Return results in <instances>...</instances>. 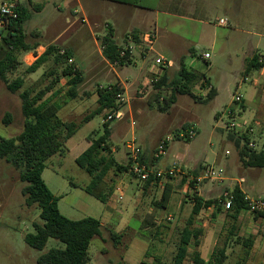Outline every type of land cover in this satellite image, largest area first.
Instances as JSON below:
<instances>
[{
  "label": "rangeland",
  "instance_id": "obj_1",
  "mask_svg": "<svg viewBox=\"0 0 264 264\" xmlns=\"http://www.w3.org/2000/svg\"><path fill=\"white\" fill-rule=\"evenodd\" d=\"M14 1L18 5H26L31 12V18L24 24L28 43L70 46L76 54L74 63L84 70V82L80 85L78 98L64 106L58 116L64 121L81 122L98 107V87L121 81L126 87L123 94L126 102L121 105L126 118L111 122L117 130L112 146L119 148V161H126L128 154L125 144L134 138L142 149L144 163L145 156L148 158L150 169L165 172L178 168L180 164L183 171L175 177H163L148 187L145 194L141 190L146 182L139 181L130 173L111 171L99 190L109 192L115 188L123 191L124 195L113 222L105 225L102 234L91 243L88 264H116L121 262L122 256H126L127 264H141L145 251L137 250L133 242L138 244V248L142 242L148 243L147 257L153 263L154 256L159 255L165 261H171L180 232L192 213V199L196 193L191 192L189 186L193 181L197 186L201 184L200 192L204 195L206 190H214L207 196L210 199L221 201L223 198L225 201L226 191L241 185L249 199L264 201V168L244 167L239 149L230 138L232 134L236 138L247 134L250 143L254 144L252 148L264 150V76H260L264 68L245 73L247 61L255 54L264 62V0H257L256 4L251 3L253 0H242L240 20L235 17L236 13L214 11L206 19V25L193 26L190 21L161 15L157 21L156 40L147 42L145 47L132 43V62L123 67L103 60L102 41L107 25L115 24L105 11L98 18L90 17L83 22L82 13L79 11L73 15L63 0H33L34 4L42 5L41 10L28 0ZM250 6L253 8L251 12ZM254 7L257 8L255 12ZM255 15L257 22L250 19ZM68 17L78 21L77 24H70ZM221 17L226 19L225 25L219 23ZM129 25L130 22H125L117 27L115 40L123 48H126L124 33L129 30ZM66 30L68 32L62 37ZM142 50L146 52L144 57ZM206 51L211 53L209 60L201 57ZM158 57L169 61L168 84L178 75L184 61L187 68L204 74L209 82L205 88L200 82L197 83L193 93L206 99L210 89L214 88L217 95L207 102H197L191 96L178 94L171 107L160 111L158 100L162 105L169 100L173 87H155L154 82L160 77L150 71L153 67H159L156 64ZM22 63L19 70L10 75V80L24 76V88L36 86L43 73L50 68L48 63L37 73L29 75L24 74L26 65ZM158 69L163 72V69ZM146 75L147 80L143 82ZM258 79L260 83L254 86L253 82ZM48 82L46 79L37 86L43 88ZM57 88L61 90L57 100L65 101L68 90L66 79ZM259 91L262 98L258 95ZM237 95L243 97L242 102H235ZM108 111L95 115L68 140L65 155H55L46 163L43 179L59 198L61 213L71 220L94 217L106 223L105 203L94 198H91L93 205L88 208L81 203L83 197H88L83 188L89 185L91 177L76 163V159L88 148L91 139L102 132ZM7 113L11 115L10 122H6ZM230 124H234L235 128ZM24 125L19 95L9 92L0 80V136L17 137ZM247 126L252 132L248 133ZM191 128L196 132L194 138L188 140L182 137L187 136ZM162 140H168L166 150L156 159L155 153ZM201 165H204V170L207 166L215 169L223 181L205 179L199 182L192 179L194 169ZM241 179L244 181L238 183ZM167 184L171 187L165 210L155 203L161 201ZM185 186H188V191L184 189ZM22 187L19 172L6 160H0V264H38L39 257L51 248L64 247L59 241L50 239L44 250L39 251L25 242V236L34 232V223L42 221L40 209L36 205H26ZM119 190L115 194L118 195ZM222 204L221 212L216 217L210 210L204 209L196 218V224L209 231L221 247L228 244L226 264H236L239 260L245 261V264H264V219L256 217L252 211L242 212L236 223L237 236L228 242L233 221L227 217ZM148 210L154 213L147 215ZM157 212L160 216L158 223L141 231L143 224L147 225L144 221H153L149 216L154 217ZM170 215L172 220L168 219ZM127 226L134 229L129 230L120 244L117 243L112 233L118 235ZM238 237L240 242H236ZM248 239H252L251 246L244 244ZM129 244L130 248L125 253Z\"/></svg>",
  "mask_w": 264,
  "mask_h": 264
},
{
  "label": "trees",
  "instance_id": "obj_2",
  "mask_svg": "<svg viewBox=\"0 0 264 264\" xmlns=\"http://www.w3.org/2000/svg\"><path fill=\"white\" fill-rule=\"evenodd\" d=\"M131 6L147 9H156L160 0H111ZM31 5L32 3L29 2ZM38 9L40 5H33ZM18 19L12 21L0 35V80L5 84L7 90L12 94H18L21 99L22 113L25 117L23 131L13 138L0 136V160H6L19 172L20 181L23 184L22 194L27 206H37L40 209V219L42 223L35 222L34 232L25 236V242L32 248L42 251L50 239H55L63 244V248H51L38 259V264H88L89 248L93 240L102 234V223L94 217H86L80 220H71L64 216L59 209V198L56 197L43 179V173L47 161L55 155H65L66 143L72 138L79 128L89 122L95 115L101 114L105 110L119 109L118 94H123L124 89L118 83L108 87L97 89L98 107L91 114L83 118L81 122H65L58 113L64 104L70 100H75L79 96L78 88L84 82L82 71L75 63H69L73 58V51L70 48H62L56 44L49 45L45 52L36 61L26 66L24 74H34L44 65L50 64V68L45 71L36 86L24 88V76H17L10 80V75L15 74L23 64L20 56L38 48L39 43L31 45L27 42L24 24L31 18V12L26 5H18ZM103 53L106 59L113 64L124 66L132 62V52L130 49L121 48L113 39L111 33L104 38ZM65 53L62 54L61 51ZM124 53V54H123ZM264 67V62L259 60L255 54L246 63L245 73L249 74L254 70ZM166 70V69H165ZM49 80L48 84L39 88L37 85L42 81ZM66 79L67 99L63 102L57 100L61 93L56 89L58 84ZM167 74L154 82L156 88L164 85L173 87V94L163 105L158 100V108L165 111L171 107L177 95L191 96L197 102H207L217 95V91L211 88L206 99L200 98L193 93V88L197 83L203 87L209 85L204 74L187 68L184 61L178 75L168 84ZM159 98V96H158ZM6 122L11 121L10 113L6 115ZM188 128V127H185ZM112 131L110 123H104L103 133L91 139L90 146L76 159V163L84 169L91 177L88 186L84 190L103 203L108 201L112 189L109 192L99 191V186L105 181L111 170L117 173H129L131 162L127 165L120 164L112 154ZM230 138L235 141L239 149L240 159L244 167L264 168V150L257 151L252 148L250 137L247 134ZM190 140V139H188ZM244 142V144H243ZM251 146V147H250ZM141 157V162L144 163ZM169 177V176H168ZM171 178V177H169ZM161 179L151 176L146 185L153 182L158 183ZM196 182H191L190 188H195ZM170 184H167L158 208L165 207L169 199ZM234 199L227 211V217L233 221L227 241L236 237V223L242 212L250 211L249 199L242 189L236 185L230 190ZM192 213L186 221V225L180 232L179 242L176 252L171 261L162 258H155L154 264H226L228 254V244L224 246L216 245L212 256L205 260L200 253V246L205 235V230L196 225V218L204 209L216 208L214 217L222 209V202L218 199H205L197 194L194 195ZM163 204V205H162ZM256 217L264 218L263 212H255ZM151 219L153 216H149ZM147 220V219H146ZM144 221L146 226H142L141 231L153 226L154 221ZM113 234L117 243H121L127 234L126 231L120 234ZM226 241V242H227ZM236 242H240L238 237ZM244 244L251 246L252 239L244 241ZM193 249V251H190ZM116 264H124L118 262ZM142 264H146L143 262ZM236 264H245L239 260Z\"/></svg>",
  "mask_w": 264,
  "mask_h": 264
},
{
  "label": "crops",
  "instance_id": "obj_3",
  "mask_svg": "<svg viewBox=\"0 0 264 264\" xmlns=\"http://www.w3.org/2000/svg\"><path fill=\"white\" fill-rule=\"evenodd\" d=\"M28 1L31 2L32 5H39V4H34L33 0H28ZM253 2L256 4L257 0H253L251 3H253ZM63 3L65 5V7H67L71 11V13L73 15L77 14L80 11L82 13V16H83V18H82L83 22H86L90 17L98 18L105 11L107 13V15H110L111 19L114 21L115 24L114 25H112V24H108L107 25V32H106V35L104 36V38L106 36H108L109 33H111L113 35V39H114L115 42H116L115 35H116V32H117V27L121 26L125 22H130V25L128 26L129 30H127V32L124 33V39H125L124 41L126 43L125 46L126 47H130V48H132V43H135L139 47H143L147 43V35L153 34L154 32H158V23H157V21H158V18L161 15L169 16V17L177 18V19H182V20H187V21L192 22L193 26H196L194 24L206 25V23H207L206 19H208L210 14L212 12H214V11H217V12H221L222 11V12H225V13H236V14H234L235 17L237 18V20H240V19H242L241 11H242V7H243V1L242 0H160L159 5H158V7L156 9H147V8H142V7H137V6H131V5H128V4H124V3H121V2H117V1H111V0H63ZM75 6H77L78 8L77 9L74 8ZM41 7H42V5H40V8H39L40 10L42 9ZM71 8L72 9L74 8V9L72 10ZM252 9L253 8L250 6L249 7V11L251 12ZM253 11L254 12L257 11V8L254 7ZM67 19H68V21L71 20L70 24H73L74 26L78 22V21L72 19V17H71V19L69 17ZM220 19H224V18L221 17V18H219V20ZM250 19L251 20L253 19L254 22H257L256 15L253 18L251 17ZM165 29L167 30V28H165ZM68 30H66L63 33L62 37L68 32ZM104 38H103V41H104ZM103 41H102V43H103ZM118 45L121 48H123V45H120V44H118ZM48 46H45V45L43 46V45L39 44L38 48H36L35 50H33V51L29 52V53L24 54L23 58L21 57L22 58L21 61L24 62L26 66L32 65L36 61V59L45 52V50H46V48ZM62 48H70L73 51V58H71V59H73L75 61L76 54L74 53V49L71 48L70 46L62 47ZM103 49H104V46H103ZM131 52H132V49H131ZM145 53L146 52L142 50V54H143L142 56L143 57L145 56ZM103 55H104V53H103ZM104 58H103V60H106L108 64H113V63H110L106 59L105 56H104ZM114 65H118V64H114ZM121 67H123V66H121ZM111 68H114V67H112V65H111ZM263 68H261V70ZM150 73L153 74V75H157V76H159L161 78L162 76L167 74V69L166 70L163 69V72H161L158 68L153 67L151 69ZM82 74H83V72H82ZM84 75L85 74H83V78H84ZM97 75H99V74H97ZM260 76L261 77L264 76V72L263 71H261V75ZM144 80H147V75H146V78L143 77L142 81L144 82ZM156 80H158V79H156ZM118 82H120L118 84H120V85L122 84L123 85L122 88L124 89V91H126L125 85L121 81H118ZM60 83L58 85H60ZM258 83H260L259 79L254 81L253 85L254 86H258ZM110 85H113V84H110ZM110 85H108V86H110ZM108 86H106V87H108ZM99 87H104V86H99ZM79 88H78V92H79ZM57 89H59V88H57ZM258 95L262 98V94L260 95V91H259ZM70 101H72V100H70ZM70 101H68L67 104ZM97 102H98V99H97ZM67 104H64L63 107L66 106ZM125 118L126 117H124L123 119H125ZM65 122H72V121H65ZM75 122H77V121H75ZM109 123H110V129L112 131L111 142L113 144L112 140L115 137V135L117 136V130L112 127V123L111 122H109ZM84 124H86V123H84ZM247 127H249V126H247ZM103 130H104V126H103ZM103 130H102L101 133H98L97 136L101 135L103 133ZM133 142L137 145L136 140L134 138L131 141L126 142V144H125L126 149H127V154H128L126 161H119V159L121 158V157H118V156H120L119 155L120 153L117 152V149H119V148L115 147V145H114V148L112 146V154H113V156L116 158V160L120 164L127 165L129 162L132 163L131 150L128 147H129V144H131ZM252 145L254 146V144H251V146ZM89 146H90V144H89ZM137 146H139V145H137ZM141 157H142V155H141ZM145 160H146L145 161L146 163H144V164L149 167L150 164H149L148 158L146 156H145ZM202 167H203V169H202ZM149 169H150V167H149ZM204 169H205L204 165H201V166H199V168L194 169L195 175H194V177H192V179H194V180L196 179L197 181L202 182L203 180H200V178L202 176L201 173L203 171H205ZM111 171H115V170L113 169ZM107 177H106V179H107ZM242 180L244 181V179H241L240 181H238V183H240V182L242 183ZM104 182L101 185H103ZM154 184H156V183L153 182L150 185H146L145 184L144 187L141 190L142 194H145L147 188L153 186ZM100 186H99V188H100ZM200 186H201L200 183L198 184V186L195 184V188H190V186H189V189L191 190V192H195L197 195H199L201 197H204L207 200L210 199L207 196H209V194L211 192H214V190L213 191H210V190L207 191L206 190L204 192L205 193V195H204V194H202L200 192ZM238 186L246 194V192L243 190L242 186L241 185H238ZM170 187H171V185H170ZM184 189L186 191H188V186H185ZM116 190H119V189H115V188L112 189V193L110 194V197L108 198V201L105 203V214H106V217H107L106 218V223H103L99 219L101 221V223H102V228H104L105 225L111 224L113 222V219H115V216L117 215L118 211L120 210V202H121V200H118V196L120 194L124 195V193H123V191L119 190V193L117 195V194H115ZM86 194H87L88 197H83L82 200H81V203L83 205H85L86 208H88L91 205H93V201H92L91 198H94V199H96V198L94 196L88 194L87 192H86ZM156 206H157V204H156ZM166 207L167 206L164 207L165 210H166ZM179 208H180V212H181L182 206L179 207ZM192 208H193V204H192ZM215 209L216 208L211 207L208 210H210L211 214H214ZM136 212H137V210H136ZM151 213H154V212L152 210H148L147 211V215L151 214ZM159 217H160L159 213L157 212L154 215V218H153V221H154L155 224L158 223ZM168 219L172 220V216L170 215L168 217ZM198 227H200V226H198ZM130 229H134V228H132L130 226H127L122 232L126 231V233H128ZM145 230H142V231H145ZM137 241H139V239ZM133 244H135L134 247H136L137 250L141 249V251H142L144 249V251H145L144 252V260L142 261V263L145 262L146 264H154L147 257L148 256V243L142 242L141 245L139 246L140 248H138V244H136L134 242H133ZM216 245H217V239L212 238V236L210 235V232L205 230V235H204V237L202 239V243H201V246L199 248L202 257L205 260H208L212 256ZM129 248H130V244L127 246V249H126L125 253L128 251ZM191 250L193 251V249H191ZM155 258H162V257H161V255H159V256H154V259ZM121 262L124 263V264H127L126 256H122Z\"/></svg>",
  "mask_w": 264,
  "mask_h": 264
},
{
  "label": "built area",
  "instance_id": "obj_4",
  "mask_svg": "<svg viewBox=\"0 0 264 264\" xmlns=\"http://www.w3.org/2000/svg\"><path fill=\"white\" fill-rule=\"evenodd\" d=\"M19 13H18V3L17 1L15 2L14 0H0V35L2 31L14 20L18 19ZM225 19H220L219 23L221 25L226 24ZM157 33L154 32L153 34L147 35V42L148 43H153L156 40ZM152 47V44L150 45ZM126 49H132L130 47H126ZM62 54L65 53L64 50L61 51ZM124 54V53H123ZM201 57L204 60H209L211 58V53L209 51L204 52ZM73 59H69V63H73ZM156 64L159 66L158 68L161 69H167L169 66V61H167L166 58L164 57H158L156 60ZM235 102L240 103L243 101V97L241 95H237L235 97ZM117 101L118 103H123L125 102V98L123 94H118L117 96ZM125 117V112L119 108V109H110L106 115V121L107 122H112V121H120ZM231 127L235 128L234 124H230ZM248 132H252V129L249 127L247 130ZM196 132L194 128H191L187 136L182 137H187L188 139H193L195 136ZM167 141L168 140H162L156 150L155 153V158L158 159L160 158L166 150L167 146ZM131 150V158H132V164L131 168L129 170V173L133 175L135 178L139 179L141 182H146L151 176H155L157 178L162 179L165 176L169 177H175L177 174L183 173L182 169L180 168V165L176 169H169L165 172L162 171H153L149 169L147 165H145L143 162H141V155H142V149L137 146L134 142L129 144L128 147ZM205 179H210V180H220L223 181V178L221 177L220 174L216 173L215 169L207 167L205 170L204 175L201 176L200 180H205ZM243 182V180H242ZM225 201L224 207L225 209H229L232 205L233 202V195L231 191H226L224 194ZM123 195L120 194L118 196V200H122ZM249 206H250V211H255V212H263L264 213V201L263 200H251L249 199Z\"/></svg>",
  "mask_w": 264,
  "mask_h": 264
}]
</instances>
